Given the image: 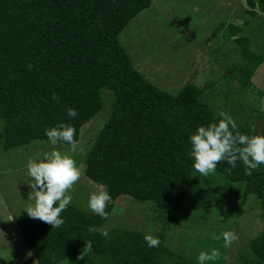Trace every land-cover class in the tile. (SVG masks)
<instances>
[{
	"label": "trees",
	"instance_id": "16d2710c",
	"mask_svg": "<svg viewBox=\"0 0 264 264\" xmlns=\"http://www.w3.org/2000/svg\"><path fill=\"white\" fill-rule=\"evenodd\" d=\"M151 2L0 0L2 149L49 142L45 129L60 122L76 129L78 141L82 126L102 110L101 91L107 90L113 97L111 112L87 154L84 175L108 190V217L112 203L124 196L151 202L161 223L155 235L160 245L150 248L139 231L113 228L107 230V237L100 235L107 219L71 204L61 213L65 223L58 228L32 219L26 212L15 223L36 264H198L166 246L165 232L170 229L171 214L184 209L191 181L192 193L206 179L196 170L193 175L189 136L198 126L218 121L217 114L226 112L232 103L227 101L217 109L212 106L211 95H205L204 89H212L215 82L204 88L187 84L171 95L133 66L118 36ZM246 3L251 17L264 14V0ZM219 25L218 29L223 27ZM240 31L238 26H227L228 38ZM234 41L241 46L242 62L234 64L230 78L247 86L263 57L257 56L243 69L240 64L255 53L249 39ZM68 107L76 110L75 118L67 115ZM236 124L242 133L261 134L252 133L249 125ZM230 167L222 161L215 172L228 182L242 184L236 191L240 194L237 215L243 213L249 195L257 198L261 208L262 229L237 254V264H264V164L251 176L245 175L240 161L225 171ZM89 227L97 231L89 232ZM87 241H91L92 251L78 259ZM222 258L219 251V257L209 264H223Z\"/></svg>",
	"mask_w": 264,
	"mask_h": 264
},
{
	"label": "rangeland",
	"instance_id": "374dc122",
	"mask_svg": "<svg viewBox=\"0 0 264 264\" xmlns=\"http://www.w3.org/2000/svg\"><path fill=\"white\" fill-rule=\"evenodd\" d=\"M249 10L246 0H152L147 9L129 21L118 41L133 66L161 90L176 95L187 84L204 88L209 82H215L212 89H204L205 95H211L212 106L217 109L230 101L232 106H228L226 113L235 122L255 126L256 131L264 134V14L251 17ZM219 24L223 27L218 29ZM231 24L241 31L228 38L227 26ZM239 37L249 39L250 50L255 53L250 54V61L240 64L243 69L257 56L263 57L247 86L230 78L235 73L231 72L235 71L234 64L242 62L241 46L234 41ZM101 97L102 110L80 129L78 142L83 152L69 153L81 171V178L69 193L73 198L71 205L89 214L92 213L87 207L89 193L98 185L85 177V159L110 115L113 98L107 90L101 91ZM2 128L3 122H0V131ZM55 148L67 152L69 146L58 144ZM52 149L50 142L34 141L4 151L0 141V259L3 264L27 260L28 264H36L15 220L33 203L28 200V160ZM216 174L214 171L198 182L192 193L191 181L184 209L171 214L165 245L194 260L201 251L210 252L215 248L223 252V264H237V254L245 251L248 241L262 229L260 203L254 195H249L242 207L243 213L237 215L240 194L236 191L242 184L228 182L225 176ZM112 205L102 231L125 228L155 236L161 230L151 202L121 196ZM227 230L234 231L238 239L224 248L223 239L216 237H222V232Z\"/></svg>",
	"mask_w": 264,
	"mask_h": 264
},
{
	"label": "clouds",
	"instance_id": "9594fccd",
	"mask_svg": "<svg viewBox=\"0 0 264 264\" xmlns=\"http://www.w3.org/2000/svg\"><path fill=\"white\" fill-rule=\"evenodd\" d=\"M52 98L58 101L56 93H52ZM67 115L71 118L77 116L74 108L66 109ZM218 121L214 120L206 126H198L197 130L189 136L191 150L189 155L193 159V168L201 176L207 177L216 171L217 165L226 161L231 171L236 167L237 161L245 166V175L251 176L259 166L264 164V134L242 133L235 120L226 112H219ZM250 131L255 133V126ZM76 129L67 122H60L56 126L46 128L45 135L53 146L50 152L27 162V175L29 177L28 186L30 193L28 200L32 201L24 210L32 219H38L51 225L52 228L61 227L65 221L61 218V213L67 210L72 202L69 194L73 190L74 184L81 178V171L77 163L69 153L83 152V148L75 139ZM64 143L69 146L67 152H61L55 148L56 145ZM111 200V196L103 186H97L89 193L87 201L88 209L99 215L103 219H108L106 207ZM89 232H96L95 227H89ZM100 235L107 237V231ZM223 247H230L238 236L234 231L222 232ZM144 241L148 247L155 248L160 245V239L151 233H145ZM92 251L91 241H87L78 259L83 260L84 256ZM219 257V250L212 249L201 251L197 257L198 264H207L208 261L216 260Z\"/></svg>",
	"mask_w": 264,
	"mask_h": 264
}]
</instances>
